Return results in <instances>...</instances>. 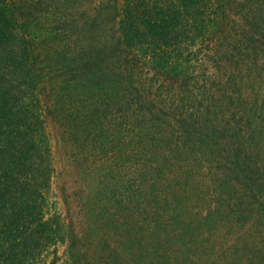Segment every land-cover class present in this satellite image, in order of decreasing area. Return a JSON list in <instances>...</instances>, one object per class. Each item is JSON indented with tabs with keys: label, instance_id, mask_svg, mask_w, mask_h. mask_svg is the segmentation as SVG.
I'll return each mask as SVG.
<instances>
[{
	"label": "rangeland",
	"instance_id": "374dc122",
	"mask_svg": "<svg viewBox=\"0 0 264 264\" xmlns=\"http://www.w3.org/2000/svg\"><path fill=\"white\" fill-rule=\"evenodd\" d=\"M225 1L226 29L182 58L189 75L146 64L142 92L122 82L100 124L104 148H86L83 166L47 111L51 96L40 95L57 169L43 215L68 218L82 264L261 260L242 237L264 247V0ZM233 209L250 218H228ZM70 244H53L37 264H72Z\"/></svg>",
	"mask_w": 264,
	"mask_h": 264
},
{
	"label": "trees",
	"instance_id": "16d2710c",
	"mask_svg": "<svg viewBox=\"0 0 264 264\" xmlns=\"http://www.w3.org/2000/svg\"><path fill=\"white\" fill-rule=\"evenodd\" d=\"M225 2L0 0V264H37L66 240L72 264H82V239L68 218L43 215L57 169L45 142L48 119L39 112L40 95L51 96L47 111L79 146L83 166L86 148H104L108 135L100 124L122 82L128 79L140 92V66L146 64L159 76L182 77V58L226 29L220 19ZM239 212L233 209L228 218H248ZM249 240L242 237L252 257L262 260L264 247Z\"/></svg>",
	"mask_w": 264,
	"mask_h": 264
}]
</instances>
